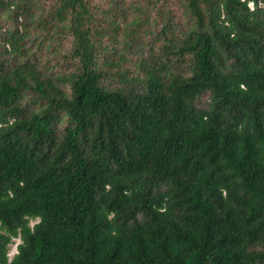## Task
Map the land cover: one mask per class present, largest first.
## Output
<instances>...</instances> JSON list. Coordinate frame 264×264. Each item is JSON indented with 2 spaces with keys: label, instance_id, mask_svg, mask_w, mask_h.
<instances>
[{
  "label": "trees",
  "instance_id": "trees-1",
  "mask_svg": "<svg viewBox=\"0 0 264 264\" xmlns=\"http://www.w3.org/2000/svg\"><path fill=\"white\" fill-rule=\"evenodd\" d=\"M0 264H264V0H0Z\"/></svg>",
  "mask_w": 264,
  "mask_h": 264
},
{
  "label": "rangeland",
  "instance_id": "rangeland-1",
  "mask_svg": "<svg viewBox=\"0 0 264 264\" xmlns=\"http://www.w3.org/2000/svg\"><path fill=\"white\" fill-rule=\"evenodd\" d=\"M175 8H176V10L178 11V14L181 16L182 15V10L179 8V6L176 4L175 6H174ZM10 24L8 23V22H2V24H1V27H3V28H6V27H8ZM206 99H207V97H204L203 98V100H202V103H205V101H206ZM37 220H34V221H32V225L36 222ZM19 242V239L18 238H16L15 240H14V242L11 244V246H10V255L12 256L15 252H16V246H17V243Z\"/></svg>",
  "mask_w": 264,
  "mask_h": 264
}]
</instances>
